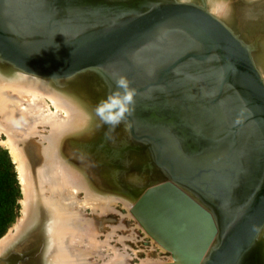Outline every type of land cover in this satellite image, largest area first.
Segmentation results:
<instances>
[{"label":"bare ground","instance_id":"bare-ground-1","mask_svg":"<svg viewBox=\"0 0 264 264\" xmlns=\"http://www.w3.org/2000/svg\"><path fill=\"white\" fill-rule=\"evenodd\" d=\"M9 1L11 0H3L4 6H7L4 7V10L2 9L3 20L6 19L11 28H23L22 21L16 20L13 13L10 12L14 6ZM28 1L26 5L30 12L33 10L39 11V5L42 1ZM48 1L43 0V7ZM54 1L56 4H53L52 7L57 8L61 6V3H66L68 0ZM143 1L132 0V2H135L134 4H140ZM183 1L191 0H179L178 2ZM192 1L201 2V0ZM15 2L17 3V1ZM206 2L210 11L219 17V20L221 19L229 25L240 39L243 38L244 41L253 44L249 48L245 43L248 50H250L253 61H256L264 74V0H206ZM201 8L204 9L205 7ZM184 17L185 15L182 17L179 14L174 21L180 22ZM26 22L24 21V25ZM176 22L167 25L177 26L178 23ZM165 26L159 28V25H156L155 29L152 28L154 30L151 35L149 34L150 36L158 38V41L163 38L166 40L165 44L162 42L156 43L157 41H155L154 47L161 46L163 48L172 44L171 38L165 36L166 33L170 36L175 32V36L184 37L179 33L185 32L180 28L182 26L171 28L170 30L173 31H167L168 28H163ZM158 28L165 30L158 31ZM196 37L194 35V40ZM197 42L201 48L194 51V53L198 57L204 58L208 54L206 53L208 49L204 53V43L201 40H197ZM162 51H154V53ZM214 54L212 52L208 57V61L200 64L204 65L205 68L210 64L209 60L218 64V59L214 58L215 56L212 58ZM5 55L3 56L0 52V137L6 136V139L2 141L8 145L18 163L25 197L22 201L24 216L18 223H15L12 231L9 230L8 234L0 238V253L12 248L20 250L27 248L28 253L33 257L28 260V262L31 261L28 264H128L131 260L129 259L130 254H126L128 251L126 249L122 251L111 244L113 237L116 235L119 236L118 240L124 243V235L117 234L118 227L113 226V230L107 235L106 239H103L101 237L104 228L102 221L104 219H107L106 223L111 221L110 213L114 210L117 212L119 205H122L127 211L126 214L121 212V219L127 216V219L132 220L136 216L133 212L134 209L138 212L140 206L146 208V204L151 199L150 196L160 197L166 192L168 193V190H170L171 195L174 192L177 197L183 200L186 198V201L191 200L198 206H202L212 215L215 223L214 237L207 246L205 254L201 255L199 253L206 238L205 235L185 242L186 245L194 244L193 242L199 243L197 244L198 248L197 246L190 248L192 255L199 257L209 255L214 248H212V245L215 244V248L217 247L224 233L227 218L221 211L220 205L223 209L230 206L233 200L238 197V193L242 195L245 192L246 188L244 186L249 183L250 178L253 181L260 173L264 145L259 143L257 138H254L259 137V134L251 122L260 125L261 119L253 117L246 123L248 133L251 130L250 132L254 134L253 139L258 144L259 153L256 149H250L246 155L247 160L244 162L243 172L238 175V178L231 176L228 181L224 182L225 185L233 184L231 180L236 178L234 190L238 193L234 195L233 200L227 197L226 191L222 194V200L219 195L214 196L217 198L219 210L211 201H208L206 191L193 188L182 180L186 176L181 170L183 163L176 161L174 153L179 152L178 155L182 159L184 153L179 147L178 140L172 137L173 135L170 136V131V133L163 131L161 132V138L153 139L154 135L149 132L143 133L142 127L141 130L140 127L137 130V127L132 126V122L128 120V117L125 122L112 129L110 126L103 124L99 117L95 115L96 105L106 98L110 90L115 89L114 77L125 76L123 72L114 69L112 63L107 64L111 69V74L100 67L88 66L72 76L53 78L30 72L10 59H6ZM133 63L135 65V62ZM217 69L218 76H220L219 64ZM144 72L146 76L143 72V74L138 73L137 80H133L136 84V86L134 85L135 89L157 77V74L149 75L145 66ZM166 75L167 72H165ZM261 77L263 78L262 74ZM193 83L190 81L189 84L196 86L195 88L201 93L202 89L199 85ZM189 87L191 86L189 85ZM229 87L233 88L231 85ZM169 89L172 90V88ZM173 90L177 95L179 94L177 89L173 88ZM171 93L174 92L171 91ZM230 93L239 106L240 103L243 105L241 112H243L245 118L249 117L251 112L245 102L242 101L239 95L234 94L232 89ZM203 95L206 98L204 93ZM144 96L150 100L156 98L158 107L165 103V100L161 103L162 99H157L161 97L160 90L153 89L150 93L142 94L139 97L142 99ZM176 98H180L185 102L187 112L190 114H194L197 111L196 108L199 109V117L196 114L193 122L195 121L202 126L207 123L211 127L206 128V126H203V129L201 126L197 128L193 123V126L198 130L203 132L207 129L208 134L217 136L223 132L221 128H217L224 127L227 124L226 117L224 118L219 106V97L211 99L210 102L219 107V110L209 116H206L207 113L202 110L200 105L199 107L188 105L193 104L195 99L199 104L198 99L192 93L179 95ZM136 104H140L139 100L135 102ZM171 104L176 105L177 101L171 100ZM175 113V111L172 112L176 117ZM233 114H230L231 120L235 119ZM132 118L135 121L133 115ZM156 130L162 131L161 128ZM231 130L233 129H230L227 134L225 133V136L231 135ZM133 131L136 135L133 134ZM164 133L166 135H163ZM137 134H144L152 138V141L150 138H142ZM159 141L161 146L157 147ZM207 143L210 144V141ZM169 150H171L170 154H168ZM255 153L258 156L257 160H255ZM167 157L169 162L160 160ZM248 157L250 160H248ZM239 165L242 167L240 161L234 166L230 175L239 173ZM252 165H256L257 170L250 171ZM167 183L171 184L173 188L160 187ZM223 202L225 203L223 204ZM190 205L193 207L192 204ZM89 210L91 216L87 214ZM176 213L177 216L182 215L181 211L176 208V211L169 213L166 221ZM185 214L187 215L186 212ZM121 221L120 227L125 228L124 225H121ZM140 223L137 220L136 227ZM179 238L180 236L177 235L173 242L174 245L177 244L181 249L180 251L188 252V248L181 244ZM161 246L163 248L162 244ZM187 246L189 247V245ZM135 253L137 254V251ZM174 255H176V258ZM174 255L173 258H175L176 264L187 263L180 260L176 253ZM199 257H196V263L203 264L206 258ZM146 260L154 262L156 258L151 257L150 259L146 258ZM141 264H146V261L142 260ZM237 264H264V225L257 232L251 244L246 246Z\"/></svg>","mask_w":264,"mask_h":264},{"label":"water","instance_id":"water-1","mask_svg":"<svg viewBox=\"0 0 264 264\" xmlns=\"http://www.w3.org/2000/svg\"><path fill=\"white\" fill-rule=\"evenodd\" d=\"M31 1L38 2V0ZM40 1L42 2L41 5L38 4L39 11L31 12L26 5L28 0L9 1L14 6L10 11L13 13V17L23 23V28L17 27L16 29L11 28L6 19L3 20L2 9L4 10V7L7 6H4L3 0H0V52L3 56L6 54V59H10L33 73L53 78L69 77L88 66H96L111 74V69L107 64L112 63L114 69L123 72L131 81V86L134 87L136 84L133 80L139 77L137 73L136 77L132 75L136 72L135 70L141 67L140 73L146 74L144 67L138 64V59L141 60L145 56L152 57V60H164L167 57L166 63L163 64L160 60V64L155 67L153 73L155 72L157 77L143 86L139 85L140 87H136V90L142 95L150 93L154 88L163 90L162 85H166L168 88H172V90L169 89V95H171V91H174L173 88L177 83V80L170 79L174 77V69L185 70L184 66L189 61L206 63L210 54L215 53L212 58L215 56L214 58L218 59L221 75L217 76V79H214L211 84L214 95L208 96L206 99L211 101V99L219 97L223 102L226 99L224 95L228 91L231 92L232 89L234 94L239 95L245 102L251 115L247 118H243L241 115L238 117L239 119H235L232 127H230V123L225 124L224 127H217L223 131L219 134L220 137L208 134L205 129L201 132L202 135L200 134L203 139H197L198 136L196 141L193 139V132H199L194 128L193 123L197 128L202 125L193 122V119L196 114L199 117V113L196 111L193 115H187L184 117V123L189 124L193 129V132L189 130L192 134L190 136L193 138L191 139L186 131L185 136L187 134L186 138L189 141L188 147H186L187 151L183 154V159L177 157L176 161L183 163L181 170L186 176L182 180L193 188L206 191L208 201H211L218 209L217 198L214 196L219 195L222 200V194L226 191L227 197L233 200L234 195L238 193L234 190L236 178L231 180L233 184L225 185L224 182L228 181L231 176L237 177V174L230 175V173L236 165L237 158L243 153L242 148L247 140L248 131L242 133L243 128L247 121L253 117L261 119L260 125L251 122L259 134V137L254 138L264 145V81L245 42L206 8L203 9L192 3L175 0H144L140 4H134L135 2L132 0H68L66 3H61V6L53 8L52 5L56 4L54 0H49L45 7L42 4L43 0ZM179 14L182 17L185 15L184 19L180 22L174 21ZM24 21H27L25 25ZM174 22L178 23L177 26L167 25ZM156 25H159V28L166 25L163 28H168L167 31H173L170 29L182 26L180 28L185 32H179L184 37L178 36V39L182 40L178 49L169 54L165 49L162 52L154 53L153 44L166 41L164 38L158 41V38L150 36ZM159 28L158 31L165 30ZM194 35L197 36L195 40ZM197 40L204 43V53L208 49L206 52L208 54L204 58H200L194 53L201 48ZM155 41L157 42L155 43ZM165 72H167L166 76ZM188 81L193 83L192 80ZM190 86L192 85L190 84ZM195 87L192 86V88ZM202 92L204 93V91ZM202 92L200 95L204 97ZM225 103L230 105L227 100ZM188 105L197 107V102ZM236 106L241 108L239 105ZM153 111L151 116L154 117L157 110L153 109ZM140 116L139 119H143V116ZM128 117L131 119L132 126H135L132 117ZM211 121L213 122V120ZM203 126L211 128L207 123H204ZM158 128L160 127H150L142 129V131H147L152 135L155 133L153 139H159L162 135L158 134L159 130H156ZM230 129L235 130L233 144L221 141V135L229 132ZM133 134L136 135L134 131ZM137 136L150 138L144 134H137ZM226 138H230V136L228 135ZM208 141H214L217 144L212 148L208 147L209 149L207 147L200 148V142L207 146ZM251 144L253 143L251 142ZM160 146L159 141L157 147ZM256 146L253 145V147ZM262 157L260 173L255 177V180L252 181L250 178L249 183L245 185L246 187L244 186L246 188L244 194L238 193V197L233 200L230 206L224 209L220 207L227 217L224 233L219 246L210 251L203 264H237L246 246L251 244L257 232L264 225V154ZM167 159L169 158L160 160L169 162ZM251 170H257L256 165H252ZM163 185L160 187L173 188L169 183ZM172 193L171 195L168 190V193L166 192L160 197L150 196L151 199L146 204V208L140 206L138 212L135 209L133 212L145 229L156 240L161 241L162 243H160L173 255L176 253L180 260L187 262L185 264H197V258L192 255L190 248L193 246L198 248L197 244L199 243L187 244L188 247L185 242L205 235L206 238L199 252L201 255L205 254L207 246L214 237L215 223L212 215L202 206H198L191 200L186 201V198L183 200L177 197L174 192ZM176 208L181 211L182 215L173 214L166 221L169 213L176 211ZM183 212L184 214L186 212L187 215H184ZM177 235L180 236L181 244L185 245L189 252L184 250V253L180 251L177 244L174 245L173 242ZM21 256L19 251L11 249L0 256V264H18Z\"/></svg>","mask_w":264,"mask_h":264},{"label":"rangeland","instance_id":"rangeland-1","mask_svg":"<svg viewBox=\"0 0 264 264\" xmlns=\"http://www.w3.org/2000/svg\"><path fill=\"white\" fill-rule=\"evenodd\" d=\"M175 1H179V0H175ZM191 1H186V2L194 3V4L199 5L201 7H205L211 14H213L210 11V9L208 8V4H207L206 0H201V2H197V1H194V2L192 1L191 2ZM203 1H205V2H203ZM183 2H185V1H183ZM215 17H217V16H215ZM217 18L219 19V17H217ZM222 22L225 23L224 21H222ZM229 23L232 24L230 21H229ZM225 25H227V24L225 23ZM227 26L233 31V29L229 25H227ZM259 31H261V30H259ZM175 35L176 34L174 33L173 35L170 34V36H169V34L166 33L165 36L168 37V38H171L172 44L169 45L168 47H163V48L161 46H156V47H154L155 48L154 51H160V50L165 49L167 54H169L173 50L178 49L180 44H182V42ZM241 40H243V38ZM243 42H245L249 46V48H251V46L253 45V44L251 45L250 43H248V42H246L244 40H243ZM162 43L165 44L166 41L162 42ZM165 58L168 59L167 57H165ZM166 59H164L165 61L161 60V59H157V60H153L151 62L150 60H152V57H145L144 56L141 60L138 59V64H140V65L142 64V67L145 66V68L147 69L149 75H151L153 73V71H154V68L157 65L160 64L159 61L161 60L160 62H162L164 64V63L167 62ZM189 62L187 64H185V65H187V66H184L185 70L180 71L179 69H174L173 70L175 72L173 74L174 77L170 78V79L177 80L176 81L177 83H175V89L177 88V91L179 92L178 95L175 93V90L172 91L174 93H171V95H169V88L166 85H162L163 90L154 88V89L160 90V96L161 97H159L157 99L161 98L162 99L161 103H163V100H165L164 101L165 103L161 104V107H158L157 104H156L157 103L156 98H153L152 100H150L146 96H144L141 99L139 97V96H141L140 93H137L138 97L136 96L135 102L139 100L140 104L134 105L135 106L134 107V111L130 115L131 117H132V115L135 117V127H137V130L139 129L138 127H140V128L142 127V129H144V130L146 129V127L147 128L160 127L162 129V131L158 132V133H160V135H161V132H163V131H166V132L170 131L171 132L170 136L173 135L172 137H174V138H176L178 140L179 145H180L179 147H181L182 153H184V154L187 151L186 147H188L187 144L189 143V141L186 138L187 134L185 136V133L187 131V133L190 136V135H192L191 132H193V129L191 128V126L189 124L187 125V124L184 123V117H186L187 115H193V114L188 113L187 109L185 107V102H183L182 99H180V98H178V99H180V100H178L176 97L179 96V95H183V94H187V93L191 94L192 93L194 95V97L197 98L198 101H199V104L197 103V106L199 107V105H200L202 110H204L205 113H207L208 115H211L212 113H216V110H219V107H217L214 103H212V102H210V101H208L206 99L208 96L214 95L213 88L211 87V84L213 83L214 79L215 80L217 79V76L219 74L218 69H217L218 68V64H215L213 61L211 62V60H209L210 64L207 63L209 65H207V66L205 65L206 66V68H205V67H203L204 65H202L200 63H196V62H190L189 63ZM254 62L256 64L257 68L259 69V71L261 72L263 78H264V74H263L261 68L258 67V65H257L255 60H254ZM140 68H137L135 70L136 72L134 74H132L134 77H136V73L138 74V73L141 72ZM189 70H190V72L192 71V73L188 72ZM145 76H146V74H145ZM134 80H137V78H135ZM188 80H192L194 83L199 85V87L202 89V91H204L206 98L201 96L200 92L198 90H196L195 88H192V86L189 87L190 84L188 83ZM162 95H164L163 96L164 99L162 98ZM224 96L226 97L225 101L226 100L228 102L231 101L230 104L231 105L233 104V105L231 106V105L225 103V101L221 102V100H219V106H220V108L222 110L221 111L222 114H224V118L226 117L225 120H227V123H230V126H232L235 123V121H236L235 119H237L241 115H242L243 118H245V115L243 114V112H241V110H242V105L241 104H240V106H241L240 109L237 108V106H235V105H238V103L236 102V100L233 98L232 94L229 91ZM145 97H146L147 100L145 99ZM171 100L172 101H177V104L176 105H174L175 103L171 104ZM195 102H196V99H195ZM171 105L173 107H171ZM216 107H217V109H215ZM233 108H234V110H233ZM153 109L157 110V114L155 113L154 117L151 116V113H152ZM196 110H197L198 113L200 112L198 108H196ZM173 111L176 112L175 113L176 117L174 116V114H172ZM233 112L235 114H233ZM194 113H196V112H194ZM229 113L233 114L235 116L234 120H231ZM142 114H143V119H138L139 116L142 115ZM156 118H157V120H156ZM128 120L131 122V119H128ZM132 120H133V118H132ZM178 122H179V124H178ZM194 128L199 133H196V132L194 133L193 132V135H194L193 137L194 138L192 136H190V138L191 139L193 138L196 141V138L199 136L197 139L202 140L203 139V138H201L202 137L201 136L202 135L201 134L202 131L198 130L196 127H194ZM189 130H191V132ZM243 130L246 132V126H245V128ZM244 131H242V133H244ZM250 131L246 135L247 136V138H246L247 140L245 141V143L243 145V148H242V152L243 153L237 158V161H236V164H238L239 161L242 164V167L239 165V170L240 171L237 174V178H238V175L243 172V169H244V166H245L244 162H245V160H247L246 155L248 154L249 150L253 148V150L256 149L257 153H259L258 152V150H259L258 144L256 143L255 139H253L254 134L251 133ZM143 132H147V131H143ZM230 132H231V134L234 133L233 130H231ZM153 134L155 135V133H153ZM226 134L224 133L222 135L221 139L222 140L225 139L226 141H228V143L233 144L234 143L232 141L233 135H229L230 138H226V136H225ZM163 135H166V134L164 133ZM224 136H225V138H224ZM5 139H6L5 135L0 137V141H2V140L4 141ZM150 139H149V141H150ZM252 140L255 141V142H253ZM3 141L0 142V158L7 159V163H6V165H3V169L5 168V170L10 173V178L9 179H5V178L0 177V196L3 197V198H1V201H0V238L4 237L6 234H8L10 231H12L13 228H14L13 226L15 225V223H18V221L24 216V214L22 212L23 209H24V204H23L22 201H23V199L25 197L24 192H23V185H22V182H21L22 179H21L20 174H19L20 170L18 169L19 168L18 167V163L14 159L13 154L11 153V150L8 147V145L4 144ZM151 141H152V139H151ZM213 142L214 141H210V144H208L207 146H205V144L202 145V143L200 142L201 143L200 144V148H206V147L212 148V147H214L217 144V143H215V142L213 143ZM251 142L253 144H251ZM253 145L254 146L257 145V146L253 147ZM170 152H171V150L168 151V154H170ZM174 154H175V159L177 157H179V155H178L179 152L178 153H174ZM188 154H190V153L188 152ZM257 158H258V156L256 154L255 160H257ZM240 167H241V169H240ZM224 203L225 202H223V204ZM220 207H221V205H220ZM222 209H223V207H222ZM121 212L123 214L127 213L126 209L122 205H119V207H117V212L114 210V211H112L110 213L111 217H112L111 221H108L107 223H106L107 219H104L102 221L104 228H103V230L101 232V237L103 239H106L107 235L113 230V226H117L118 227V233L117 234H122L125 237L124 243H123V241L118 240L119 236L116 235L115 237L117 239L115 237H113V239L111 241L112 242L111 244L115 245L117 248L121 249L122 251L124 249H126V251H128V252L125 251L126 254H130V258L129 259H131V260H129L130 262H128V264H141L142 260L146 261V264H176V262H175V260H174V258L172 256L173 255L172 252L170 250H168L164 245H163V248H162V246H161L162 242L160 241L161 242L160 243L150 233H148V231L146 232L145 227L140 223L139 219L136 218V216L132 220L129 219V218L127 219V216H125L124 218L121 219V217H122ZM87 214H88V216H91L90 210L87 211ZM96 217H95V219H96ZM96 220H98V219H96ZM137 220H138V223H140L142 226L139 224L138 227H136V221ZM120 221H121V225H124L125 228L123 226L120 227ZM116 240H118V241H116ZM214 245L215 244L212 245V248L215 247ZM12 249H16V248H12ZM162 249H163V251H162ZM10 250L7 249V251H5L4 253H0V256L5 254V253H7ZM16 250L19 251V253H21V255H22L20 260H19V262H18V264L31 263V261L28 262V260H31L33 257L28 253L27 248H24V249L22 248L21 250L20 249H16ZM135 251H137V254L135 253ZM188 252H189V250H188ZM191 253H192V251H191ZM206 256L207 255L202 256V257L201 256L200 257L196 256V257L206 258ZM151 257L154 258V259L156 258V260H158V261L154 260V262H148L146 260V258L150 259ZM10 264H13V263H10ZM197 264H200V263H197Z\"/></svg>","mask_w":264,"mask_h":264},{"label":"clouds","instance_id":"clouds-1","mask_svg":"<svg viewBox=\"0 0 264 264\" xmlns=\"http://www.w3.org/2000/svg\"><path fill=\"white\" fill-rule=\"evenodd\" d=\"M35 75V74H34ZM115 89L110 90L106 98L95 107V115L115 129L134 111L137 90L131 86V81L123 75L114 77Z\"/></svg>","mask_w":264,"mask_h":264},{"label":"trees","instance_id":"trees-1","mask_svg":"<svg viewBox=\"0 0 264 264\" xmlns=\"http://www.w3.org/2000/svg\"><path fill=\"white\" fill-rule=\"evenodd\" d=\"M7 163V159L5 158H0V177L5 178V179H9L10 178V173L8 171L5 170V168L3 169V165H6ZM1 197L0 196V201H1Z\"/></svg>","mask_w":264,"mask_h":264},{"label":"flooded vegetation","instance_id":"flooded-vegetation-1","mask_svg":"<svg viewBox=\"0 0 264 264\" xmlns=\"http://www.w3.org/2000/svg\"><path fill=\"white\" fill-rule=\"evenodd\" d=\"M231 135H233V137H232V139H233V138H234V136H235V132H234L233 134H231ZM221 137H222V135H221ZM224 140H225V139H224ZM224 140H223V141H224ZM225 142H227V143H228V141H226V140H225Z\"/></svg>","mask_w":264,"mask_h":264}]
</instances>
